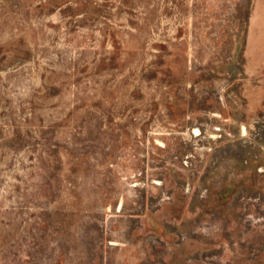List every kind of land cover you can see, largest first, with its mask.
<instances>
[{"label":"rangeland","instance_id":"obj_1","mask_svg":"<svg viewBox=\"0 0 264 264\" xmlns=\"http://www.w3.org/2000/svg\"><path fill=\"white\" fill-rule=\"evenodd\" d=\"M0 264H264V0H0Z\"/></svg>","mask_w":264,"mask_h":264}]
</instances>
